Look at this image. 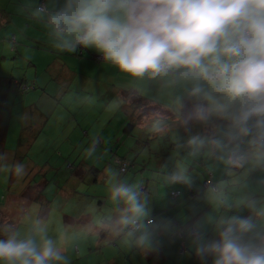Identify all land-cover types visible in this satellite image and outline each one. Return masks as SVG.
<instances>
[{"label": "clouds", "instance_id": "obj_1", "mask_svg": "<svg viewBox=\"0 0 264 264\" xmlns=\"http://www.w3.org/2000/svg\"><path fill=\"white\" fill-rule=\"evenodd\" d=\"M32 15L61 52L94 50L135 79L176 77L191 102L185 124L226 121L238 137L249 138L255 155L264 156V0H46ZM204 143L199 135L188 140L190 146ZM0 170L17 177L26 173L23 163ZM170 179L191 183L184 170ZM109 196L118 214L102 219L100 227L152 249L153 221L135 186L113 183ZM196 243V254L210 264H264V232L251 217H221L215 236L206 240L197 234ZM0 264H68V259L59 237L35 219L24 231L0 226Z\"/></svg>", "mask_w": 264, "mask_h": 264}, {"label": "crops", "instance_id": "obj_2", "mask_svg": "<svg viewBox=\"0 0 264 264\" xmlns=\"http://www.w3.org/2000/svg\"><path fill=\"white\" fill-rule=\"evenodd\" d=\"M45 2L46 0H0V96L1 99L5 101L3 105L6 104L3 111L5 112L8 108L7 101H10L8 97L12 90V86L15 90H17L13 80H18V78H15V74L13 73L14 77L12 74L8 75V70L16 68L15 62L21 60L20 57L24 55L25 48L29 49L30 62L31 60L33 61L34 58L38 61L39 55H45V52H48L49 58L50 54H53V59L56 61L54 64L58 65L57 73L59 72V74H56L57 76L53 77L49 70L51 78L48 82H51L53 79L56 81L58 80V88L61 89V97L64 94L66 95L67 93L65 92L69 91L71 86H73L76 79L75 71H78L77 66H83L87 69V71L81 73L84 74L85 78L88 80V84L103 82L104 89L103 91L100 89L98 90L94 108L99 115L98 120L102 119L101 123L104 122V128H102L97 138H95V136L90 133V130L87 132V130L83 129L82 124L77 123L78 129L76 130V128H72L71 131H73L72 133L75 137H77V134L80 135V137L74 141L73 147H78L84 140H86L83 145V147L85 146L83 150H88L89 148L96 149L98 147H101L103 150L99 153V155L97 153V155L93 157V161H87L82 158L81 154L79 155V166L87 165L89 168L88 173L92 175L93 178L91 179L87 176H81L82 172L79 170L75 171V174L77 175V177H74L75 181L83 179L87 183H100L102 179L101 177H103V181H105L106 178H104L103 174L113 172V167L115 166L114 160L117 163V160H119L120 157L122 158L120 159L121 161L127 163L128 167L126 171L130 166L134 167L136 165L134 159L130 160L128 156H120L118 151L113 150L115 146L111 147V145L112 138H114L115 135L119 142H124L126 147L123 148L125 150L127 147V149L130 150L131 146L134 147V149L141 148L142 150L140 149V151L145 150L148 157L154 156L156 158V162L153 163L154 170L146 168L144 164L143 168L139 171V174H136L139 175L140 181L139 188L137 189V184L135 188L140 197L144 198L143 203L147 209L148 219L153 221V224L149 226V229L153 230L156 242L161 243L160 245H164L163 242H168L169 239H171L174 244H177V238L181 237L179 234L184 232L185 236V231H187L189 227H195L198 229L199 235L203 236L206 240L212 239L215 236V226L218 221V219H215V215H217V211L221 209V200L217 202L212 198H215L216 196L219 199L221 198L218 194L213 193L209 189H200L201 181L209 175H211L217 187L222 190L224 189V192L228 193L229 189L233 190V198H235V200L232 204H234L233 207L235 210L240 213L243 210L245 216L248 215V217L253 219L254 224L257 226V231L264 232V217L260 215V213L264 212V156H257L253 153L252 149L249 147V138L238 137L235 130L230 128L226 121L211 119L207 123H201L200 134L202 135V138L205 139V143L200 146L201 150L199 154H190L196 148L195 146H190L188 144L190 137L188 138L187 135L191 134V137L197 135L196 132L192 134V127L197 122L192 121L185 124L181 121L179 116L181 102L183 99L187 98L184 83L172 75L155 78L145 77L142 79L129 77L128 75L121 73L115 66L105 62L103 59L101 61L94 60L91 55L100 54H94L96 52L91 49L84 48V54L82 55L57 51L54 46V38L49 35L46 25L41 19L32 15L33 8ZM33 32H40L43 40H38L34 36ZM13 36L16 42H13L12 44L10 43V39ZM48 46H52L51 50ZM46 47L49 49H40ZM86 53H88V55H86ZM67 57H76L80 60L75 62V59H70L71 62L76 64V68H73L74 74L71 71L73 69L68 64L69 62L67 63ZM13 61L15 62L13 63ZM30 65L33 66L35 63L31 62ZM98 75H102L103 79H97L96 76ZM36 78L38 77L35 75V79ZM79 80L82 83H85L83 79L79 78ZM48 82L45 81L44 83L48 84ZM35 85V90L33 89L29 91L31 93L24 97L22 107V123L32 121L31 116L27 112L30 108L33 107L36 114H43L51 104L50 101H47V94L45 93V90L39 88L37 84ZM122 90H133L140 95L152 99L154 103L156 102L159 105V107L157 106L158 109L152 110L153 112L151 115L145 117L138 123L137 128L132 133L134 135L127 134L123 130V126L125 122H127V116L123 112L122 101L120 99ZM83 97L84 98L82 100H87L89 97H92V93H89V95L83 94ZM12 107L14 106L12 105L10 107L9 113L12 111ZM116 110L122 112L121 118H123L124 121L122 123L120 122V126L114 125L113 122ZM107 111H110V113L106 114ZM104 114L106 115L103 116ZM27 115H29V118H27ZM81 116L83 117L85 115L83 114ZM156 118L162 119L163 121L161 122L164 125H157L159 119ZM168 118L172 121H168ZM168 124H171V126ZM212 129H215L213 130L214 132ZM212 133H217L219 135L218 141L220 143L218 145L214 144L212 152H210L209 147L206 144L209 142V139H206V136ZM160 134L166 136L167 138L163 139L164 141H160ZM175 134L182 135V139L184 141H179ZM64 137H67L68 139V135H64ZM128 138H131L133 143L138 145V147L132 145L133 143L126 144ZM36 141L37 140L32 142L28 151L32 150ZM180 142H182V145L179 144ZM89 144L94 146L88 147ZM152 146L153 148H151ZM179 149H183L184 154H180ZM237 152H242L244 156L240 162L241 167L236 172L235 179L231 176L233 169H231L229 156L235 155ZM108 155L109 157L107 158ZM198 155H200L198 165L203 166V171L200 170L193 160L197 159ZM169 156L175 157V160H169ZM98 160L100 161L99 164L97 162ZM50 161L51 160L44 162L37 161L36 163H33V160L31 159H23L19 163H23L25 165L26 176L28 178L27 180L31 182L40 179V175H47L48 168L60 167L59 164H51ZM111 162H113L114 166ZM11 164L12 162L7 161V166L10 167ZM166 167L171 168L166 169ZM155 170H158L159 172L157 171V173H155ZM180 170L185 171V174L191 180V184L181 182L172 188L171 191L178 190L182 193V195L175 200L172 198V204L167 208L161 209L157 212L153 209H149L147 204L153 199V194L149 190V179L152 177L154 178L155 174H164L161 175V178L171 183L170 177ZM30 171L38 172L33 177L31 176ZM58 171L59 173L65 172L62 169H59ZM67 171H69L68 168ZM118 171L122 174L119 168ZM134 171L138 170L134 169ZM164 171H166V173H170V177L165 176ZM6 173L9 176V171H6ZM230 178L234 181V185H231ZM238 182L240 184H238ZM113 183H121V180L113 181L111 185ZM104 188L105 187H102L101 189ZM190 188H193V190L198 193L195 197H190L188 195V190H190ZM19 189L20 187H17V191L15 188L10 190L7 198L9 201L5 204V207L12 205L15 197L18 195L17 193ZM241 194L245 196V200L243 201L237 199L238 196H242ZM108 196L109 191L92 197L102 198L103 200V202L100 201L99 206L94 203L92 205L93 211L97 212L96 216H91V206H87L86 202H84L83 205L75 207L76 196H74L73 199L68 200L69 204H71V201H73V203L72 205H69L70 209L67 208L65 218L69 221H73L74 223H79V219H87L84 216L89 215L91 216L90 222L95 227H100V221L102 219H107L109 216L114 217L118 214L117 204L116 207H111L110 205L106 206L104 203V201H106V203L108 201L109 203L113 202L112 200H108ZM173 221L178 223V226H175ZM29 225L30 223L24 224V226ZM17 228L19 229V226ZM108 230L109 229H106L105 232ZM196 237L197 236H195V238ZM101 243L102 244L96 246L95 249L98 250V247L106 248L107 253L105 258L107 259L108 264H125L121 263L117 259L119 255L127 251L120 248L125 245L122 239H108L106 241H102ZM189 243L193 246L194 242L189 240ZM183 244L187 245L185 242H183ZM183 244L181 243L180 245ZM85 246L86 243H82V245L79 246V252L84 251L85 253ZM116 247H118V250H115ZM92 253L93 252L90 251L88 254H84L86 255V258L84 255H77L76 260L79 262L89 260ZM147 254L157 258L155 264H161L163 261L170 259L169 253L166 254V252H162V250L157 247L155 249H150ZM115 260L117 261L116 263ZM93 261L101 263L102 257L99 256L98 260Z\"/></svg>", "mask_w": 264, "mask_h": 264}, {"label": "rangeland", "instance_id": "obj_3", "mask_svg": "<svg viewBox=\"0 0 264 264\" xmlns=\"http://www.w3.org/2000/svg\"><path fill=\"white\" fill-rule=\"evenodd\" d=\"M34 36L38 40H43V37L41 36L40 32H33ZM40 34V35H39ZM12 37L10 39V43L13 44L14 41H11ZM16 42V41H15ZM51 50L52 46H48ZM40 48L48 50L49 48ZM37 48V47H36ZM59 51V50H57ZM61 52V51H59ZM97 54V53H94ZM48 52H45L44 54L39 55V60L37 61L36 58L31 60V62H34L35 65H30L31 62L29 61L30 55H29V49L25 48L24 55L20 57L21 60H18L15 62L16 68H12L8 70L9 74H15V78H18L17 81L20 79L22 80H29V83H35L38 85L39 88L45 90V93L47 94V101H50L51 104L49 105V108L46 109V112L44 115L47 116L45 119L42 127L43 131L41 132L39 138L37 139L36 143L34 144L32 150L27 151V155L25 157L26 160H33V163L44 162L47 160H51V164H59L60 167L57 168H48L47 169V177L49 179L45 191H44V204L39 205H33L30 208V215L33 220L35 219H41L44 222H46L49 234L51 236L59 237L61 246L64 249V254L68 259V264H108L107 259L105 258L107 250L106 248L98 247V250L95 249L96 246L101 245L102 241H106L108 239H122L124 241V246L120 247L122 250H127L123 254L119 255L117 258L121 263L125 264H155L157 261V258L155 256H151L150 254H147V252L150 249L146 248H140L137 247L135 244V238H129L124 233H116L115 231L108 230L105 232L106 229L101 227H95L91 222V216H96L97 212L93 211L92 205L93 203L97 206H99L100 201H103L102 198H92L93 196L101 195L104 192L109 191L111 183L116 180H121V183L129 184L136 186L137 189L139 188V171L143 168V165L151 170H154L153 163L156 162V158L154 156H147L145 150L140 151L141 148H136L131 146V149L126 150L123 147H126L124 145V142H119L117 137L112 138V145L111 147H114V151H118L119 155H124L125 157L128 156L130 160L134 159L135 166L129 167L126 172L119 173L117 165L114 166L113 162L111 164L113 167V172L110 173H104V178H106L105 181H103V177H101V182H91L87 183L83 179H80L78 181H75L74 177H77L75 174V171H81V176H87L89 178H93L92 175L88 173V166H79V155L81 154L83 159H86L87 161H93V157L95 155H99L101 151L103 150L101 147H98L96 149L89 148L88 150H83V145L85 144L86 140H84L78 147H73V143L76 139L80 137V135L77 134V137L73 135L72 128L78 129V125L82 124L84 130H90V133L97 138L99 132L104 128V122L101 123L102 119L98 120V113L94 108V104H96V97L98 90L104 89L103 82H97L96 84L91 83L88 84V80L85 78L84 74L81 72L87 71L86 68L83 66H77L76 75H75V81L73 83V86L69 89V91L65 92L62 97L60 96L61 89L58 88V80H52L51 82H48L50 80L51 76L49 74V70L51 75L53 77H56L59 72L58 65L54 64L56 61L53 59V54H50V58L48 57ZM88 55V53H86ZM59 56V55H57ZM102 58L101 55H95L96 59ZM19 59V58H16ZM67 63L69 66L73 69L76 68V64L74 62H71L70 59H75L76 61H80L79 58H70L67 57ZM92 59V58H91ZM60 60V59H59ZM98 61H101L99 59ZM66 63V64H67ZM10 66V65H7ZM74 74V69L71 70ZM12 74V75H13ZM57 74V75H56ZM35 75L38 77L35 79ZM14 77V75H13ZM79 78L83 79L85 83H82ZM97 79H103L102 75L96 76ZM33 81V82H30ZM45 81L48 82L44 83ZM11 92L9 94V100L8 102V108L4 112L5 115H7L8 119V133L6 137V159L0 161V169H3L5 165H7V160L9 158L15 157L14 154L20 151L18 137L20 134V130L22 129L23 124L22 123V116H23V100L24 97L29 93L23 94L19 93L17 90H15L12 86ZM40 89V90H41ZM89 93H92V97H89L87 100H82L83 94L89 95ZM80 94V95H78ZM82 97V98H81ZM59 99V100H58ZM58 100V101H57ZM14 102V103H13ZM12 111L9 113V109L11 106ZM6 106V104H5ZM151 109L148 111V115L152 114ZM21 112V113H20ZM82 112V113H80ZM110 111H107L106 114H109ZM85 116H81V115ZM104 114L103 116H105ZM122 112L116 110L115 112V119L113 120L114 125L120 126V122L122 123L124 120L121 118ZM29 115H27L28 117ZM33 120V119H32ZM42 122L39 119L33 120V122ZM122 128V127H121ZM215 129H212V131ZM202 137L200 134L201 132V123L197 122L192 127V134L195 133ZM214 132V131H213ZM64 135H68L67 137H64ZM178 137L179 141H184L182 139V135L175 134ZM70 136V137H69ZM159 140L164 141L163 139H166L167 137L160 134ZM187 137H191V134H188ZM111 139V138H110ZM206 139H209V142L206 144L209 147L210 152H212L213 146L216 143H213L214 139L215 141H218L219 135L217 133H212L206 136ZM127 143H133V140L131 138H128ZM220 143V142H219ZM124 146H122V145ZM135 147H138L136 144ZM218 145V144H217ZM94 146V145H92ZM91 144L88 145V147H92ZM201 146V145H200ZM200 146H195V150L191 152L190 154H199L201 148ZM153 148V146L151 147ZM44 149V150H43ZM142 150V149H141ZM26 151V149H25ZM180 154H184L183 149H179ZM137 154V155H136ZM106 155V154H105ZM173 155V154H172ZM109 155L107 156V158ZM106 158V159H107ZM24 159V160H25ZM200 155H198L197 159H193L196 163V165L200 168V170H204L202 165L199 164ZM169 160H175V157L169 156ZM98 164L100 161H97ZM145 162V163H143ZM69 163V165H68ZM70 166V167H69ZM67 168L69 171H67ZM171 168V167H169ZM166 167V169H169ZM59 169L64 170L65 172L59 173ZM134 169H137L138 171H134ZM158 170H155V173H157ZM159 172V171H158ZM165 176L170 177V173H166ZM71 173V174H69ZM204 174V173H202ZM164 175V174H161ZM161 175L155 174L154 178L152 177L149 179V190L153 194V199L150 201L147 206L149 209H153L154 211H160L161 209H165L168 206L172 204V197L170 196V191L172 188L177 186V184L181 182H173L171 180L170 182H167L161 178ZM102 176V175H100ZM8 175L6 171L0 170V199L3 204L8 203V196H9V182H8ZM2 180V182H1ZM22 179H19L17 183L15 184V189L17 190V187L19 186V183ZM148 181V180H147ZM103 185V186H102ZM102 187H105L104 189H101ZM101 189V190H100ZM222 191H219L218 196L222 198L221 195ZM226 194L225 200L223 201V205H225L228 201V198L232 197L233 190L229 189L228 193L223 192ZM213 195V194H212ZM242 195V194H241ZM75 197V207L79 205H83L84 202H86L87 206H91L90 209L92 210V215H86L84 216L87 219H79V223H74L73 221H69L65 218V212H67V208L70 209L69 205H72L73 201H71V204L68 203V200H71ZM106 196V195H104ZM216 196V195H214ZM79 198V199H78ZM78 199V201H77ZM141 201H144L143 197H140ZM215 201H219L220 199L216 196L215 198H212ZM237 199L243 201L245 200V196H238ZM108 200L110 199V196H108ZM164 200V202H163ZM106 206L110 205L111 207H116V203L112 202L109 203V201L106 203L104 201ZM88 208V207H87ZM66 210V211H65ZM246 210V209H245ZM68 214V213H67ZM244 216V211L242 210L240 214H231L226 213L224 217L226 216ZM69 216V215H68ZM46 217V218H45ZM215 219L221 218L222 216L215 215ZM257 227V226H256ZM28 228V226L19 225V229L24 231ZM153 240V249L156 247L161 249L162 252H166V254H170V259H167V261H163L161 264H210V258L208 260L202 259L199 255L196 254L197 248V237L191 236L189 231H186L185 236L177 238V244H174L171 239L167 241H164V245H160L161 243L156 242V238L154 236L153 230H150ZM105 232V233H104ZM103 234V235H102ZM180 235V234H179ZM189 240L194 242L193 246L189 243ZM187 243L184 244V246L180 245L181 243ZM82 243H86L85 246V253L84 251L79 252V246L82 245ZM82 248V247H81ZM83 249V248H82ZM96 250V251H95ZM115 250H118V247L115 248ZM90 251H92V256L89 260L85 261H78L77 255H84L88 254ZM132 254V255H130ZM147 254V256H146ZM102 257V262L99 263L98 257ZM86 258V255H84ZM117 261L115 260V263ZM119 262V263H120Z\"/></svg>", "mask_w": 264, "mask_h": 264}, {"label": "trees", "instance_id": "obj_4", "mask_svg": "<svg viewBox=\"0 0 264 264\" xmlns=\"http://www.w3.org/2000/svg\"><path fill=\"white\" fill-rule=\"evenodd\" d=\"M44 3H41L40 5H42ZM14 37V36H13ZM15 42L14 40H11ZM76 55H82L84 54V48H79L76 52ZM91 57L98 61L99 59L95 58V55H91ZM102 60V59H101ZM13 82L15 83L16 89L19 93H23L26 94L31 90H35L36 85L34 83H29V81H25V80H13ZM23 84H27L29 86V89L27 90H23L22 89V85ZM4 91V90H3ZM121 101H122V108H123V112L125 113V115L127 116V122H125L124 126H123V130L125 133L127 134H132L134 132V130L137 128L138 123L144 119L145 117H147L148 115V111L151 109H158L157 106L159 107L158 103H154V101L148 97H145L143 95L138 94L137 92L133 91V90H122L121 94ZM5 101L1 99L0 96V157H2V159H0V161L6 159V137H7V133H8V119H7V115H4V111L3 108L5 107V105H3ZM191 107V102L189 101L188 98L183 99V101L181 102V106H180V111H179V116L181 118V121L184 123V120L187 116V113L189 111ZM29 115L31 116V119L36 120L39 119L42 122H36L33 120L31 122H26L25 124H23L22 129L20 130V134L18 137V142H19V147H20V151L15 153L13 158H9V160L12 162L11 166L21 162L23 159H25L26 155H27V151L29 150L28 148L31 146L32 142L37 140L41 134V132L43 131V123L45 121V119L47 118L46 115L43 114H39V113H35V109L32 107L30 108L28 111ZM29 118V116L27 117ZM159 119V118H156ZM168 121H170L171 119L168 118ZM163 121L162 119H159L157 125L159 124L160 126H163L164 124H162ZM172 121V120H171ZM156 125V123H155ZM167 125V123H166ZM171 126V124H168ZM89 130H87L88 132ZM182 132V131H180ZM182 142H180L179 144H181ZM26 149V151H25ZM44 150V149H43ZM243 154L242 152H237L235 155H230L229 156V160H230V164H231V169H233V173L231 172V176L232 178L236 179V172L240 169L241 167V160L243 159ZM120 159H122L121 157L119 158V162L116 163L114 160V164L117 165V167H119L120 169ZM26 160V159H25ZM122 162V161H121ZM69 165V163H68ZM128 167V166H127ZM193 168V167H192ZM191 168V169H192ZM127 169V168H126ZM31 172V176H35L37 174L38 171H30ZM40 179L35 180V181H31L29 182L26 176V173L21 176V177H17L14 172L9 171V176H8V182H9V190H11L12 188L15 187V184L17 183V181L19 179H22L21 182L19 183L20 189L18 191V195L15 197L13 203L11 206L5 207V204L0 203V226L5 225V224H11L14 227H18L19 225H23V224H27V223H31L33 221V218L30 215V208L33 205H43L45 200H44V191H45V187L49 181L47 175L41 176L39 177ZM231 179V178H230ZM209 180V185H205V182ZM234 181L231 179V185L233 184ZM191 184V183H189ZM227 184V181H226ZM238 184H240L238 182ZM200 189L204 188V189H209L210 191H212L215 194H219V191L221 192V195L223 196L220 200H221V209H219L217 211V215L224 217V215L228 212L231 214H239L240 212L235 210V208L233 207L234 204H232L235 200V198H233V194L232 197L228 198V201L225 205H223V201L226 199L225 196L226 194L223 193L224 189H220L219 187H217L216 183L213 181L211 175L207 176L203 181H201L200 183ZM17 191V190H16ZM176 192L177 194L174 195L173 193ZM198 193L196 191L193 190V188H190V190H188V195L191 197H195V195H197ZM182 195V193L178 190H173L170 192V196L173 198V200L179 198ZM103 202V201H102ZM173 224L175 226H178V223H176L175 221H173ZM189 231V233L191 234V236L195 237V234H199L198 229H196L195 227H189V229L187 230ZM186 232V231H185ZM195 233V234H194ZM181 237L184 236V232H181L180 234Z\"/></svg>", "mask_w": 264, "mask_h": 264}, {"label": "built area", "instance_id": "obj_5", "mask_svg": "<svg viewBox=\"0 0 264 264\" xmlns=\"http://www.w3.org/2000/svg\"><path fill=\"white\" fill-rule=\"evenodd\" d=\"M12 40H14V37H12ZM99 59H102L101 57L99 58ZM22 89L23 90H27V89H29V86L27 85V84H23L22 85ZM119 162V160H117V163ZM126 168H127V163L126 162H124V161H120V171L121 172H124L125 170H126ZM209 180H207L206 182H205V185L207 186V185H209ZM174 195H176L177 193L176 192H174L173 193ZM195 234V233H194ZM195 236H197V234H195ZM182 246H184V245H182Z\"/></svg>", "mask_w": 264, "mask_h": 264}]
</instances>
